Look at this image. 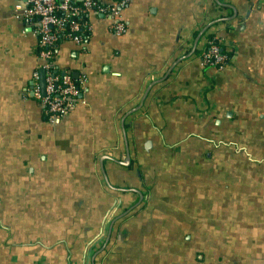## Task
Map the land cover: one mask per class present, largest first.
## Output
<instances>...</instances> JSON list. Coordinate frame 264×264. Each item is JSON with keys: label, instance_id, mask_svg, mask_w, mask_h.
I'll return each instance as SVG.
<instances>
[{"label": "crops", "instance_id": "0c3cea01", "mask_svg": "<svg viewBox=\"0 0 264 264\" xmlns=\"http://www.w3.org/2000/svg\"><path fill=\"white\" fill-rule=\"evenodd\" d=\"M17 2L0 0V264H264V0H128L118 33L89 12L53 48L84 85L53 122ZM210 33L221 69L201 64Z\"/></svg>", "mask_w": 264, "mask_h": 264}, {"label": "built area", "instance_id": "2783aa9c", "mask_svg": "<svg viewBox=\"0 0 264 264\" xmlns=\"http://www.w3.org/2000/svg\"><path fill=\"white\" fill-rule=\"evenodd\" d=\"M19 0L14 10L26 20L38 19L36 53L42 60L31 76V92L39 100L46 121L66 115L75 105L76 97L83 90V78H74L69 72L59 71L54 63V46L60 39L80 43L89 31L90 25L82 15L91 11L104 13L109 27L114 32H121L124 23L120 19V8L128 0H114L102 5L98 0ZM60 11L61 14H57ZM203 51L201 64L221 69L225 66L226 53L222 52L218 43L207 41ZM44 69L45 87L41 94L39 86V70Z\"/></svg>", "mask_w": 264, "mask_h": 264}, {"label": "trees", "instance_id": "16d2710c", "mask_svg": "<svg viewBox=\"0 0 264 264\" xmlns=\"http://www.w3.org/2000/svg\"><path fill=\"white\" fill-rule=\"evenodd\" d=\"M78 3H80V1H77ZM57 14H61V12L60 11H58L57 12ZM87 18V16L86 15H82V19H86ZM88 32L87 31H85V35L87 34ZM85 37V36H84ZM83 37V38H84ZM207 38V41L208 40H212L213 42H215V43H218L219 44V46H220V49H221V51L222 52H224V53H226V55H227V59L225 60V65L227 64V62H228V60H229V58H230V56H231V50H228L227 48H226V46L220 41V39H219V37L218 36H216L214 33H210V34H208V36L206 37ZM61 40V39H60ZM207 46H208V44H206V46L202 49V51L200 52V57H202V53H203V51L207 48Z\"/></svg>", "mask_w": 264, "mask_h": 264}, {"label": "water", "instance_id": "95a60500", "mask_svg": "<svg viewBox=\"0 0 264 264\" xmlns=\"http://www.w3.org/2000/svg\"><path fill=\"white\" fill-rule=\"evenodd\" d=\"M44 76H45L44 69H40L39 70V86H40V91L42 95L44 94V87H45Z\"/></svg>", "mask_w": 264, "mask_h": 264}]
</instances>
